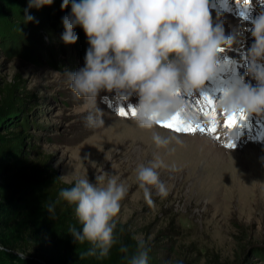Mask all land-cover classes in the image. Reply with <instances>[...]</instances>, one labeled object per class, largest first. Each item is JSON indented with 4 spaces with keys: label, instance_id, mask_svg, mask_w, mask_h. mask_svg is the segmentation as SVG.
Returning <instances> with one entry per match:
<instances>
[{
    "label": "rangeland",
    "instance_id": "obj_1",
    "mask_svg": "<svg viewBox=\"0 0 264 264\" xmlns=\"http://www.w3.org/2000/svg\"><path fill=\"white\" fill-rule=\"evenodd\" d=\"M25 9L28 0H0V91L15 85L24 105L22 114L6 120L0 134L5 139L12 137L10 133L22 135L25 158L45 160L56 180L65 177L61 183H74L80 177L96 183L105 175L124 182L128 191L118 224L134 240H145L149 264H264V135L229 148L211 132L175 134L157 126L154 132L173 138L167 148H157L153 131L140 128L133 116L103 106L114 99L106 92L97 99L103 125L87 127L88 108L73 95L64 75L65 70L84 67L89 48L85 34L67 45L61 39L62 22L56 23V34L49 35L38 24L43 7L28 11L34 18L29 23L24 21ZM209 12L213 25L222 23L225 34L234 38L225 50L237 64L242 58L248 62L254 42L252 23ZM247 68L242 71L243 85L256 87ZM204 98L199 101L202 121L222 123L226 116L216 105L215 119L204 115L208 111ZM184 100L190 105L188 98ZM157 156L166 165L159 172L168 195L162 198L153 189L149 205L136 168Z\"/></svg>",
    "mask_w": 264,
    "mask_h": 264
},
{
    "label": "clouds",
    "instance_id": "obj_2",
    "mask_svg": "<svg viewBox=\"0 0 264 264\" xmlns=\"http://www.w3.org/2000/svg\"><path fill=\"white\" fill-rule=\"evenodd\" d=\"M52 2L28 0L25 23L34 19L28 14L30 9ZM69 6L70 14L62 20L61 39L67 45L75 44L78 36L74 29L80 27L89 48L84 67L65 70L64 75L73 95L88 108L87 127L104 123L97 106L101 92L115 93L122 104L135 95L133 117L146 130L174 118L188 124L197 121V114L181 93L200 90L216 74L218 54L234 42L222 23L213 25L208 0H63L61 8ZM250 31L254 42L246 56L247 71L257 86L243 85L223 92L215 105L229 116H264V13L252 21ZM152 139L157 148H167L173 138L154 132ZM164 167L165 162L157 156L136 168V179L149 205L153 204V189L162 198L168 195L159 172ZM59 181L64 182L65 177ZM127 191L126 184L115 176H100L96 183L80 177L74 186L61 188L57 201H49L46 207L53 217L60 202L72 208L79 227L70 225L68 232L77 244L89 245L80 258L102 259L120 243L118 217ZM119 251L126 254V264H149L150 250L142 238L137 239L131 254L123 244Z\"/></svg>",
    "mask_w": 264,
    "mask_h": 264
},
{
    "label": "trees",
    "instance_id": "obj_3",
    "mask_svg": "<svg viewBox=\"0 0 264 264\" xmlns=\"http://www.w3.org/2000/svg\"><path fill=\"white\" fill-rule=\"evenodd\" d=\"M62 3L63 0H53L51 5L43 6L38 24L44 33L56 34V23L70 14V6L62 9ZM74 32L80 40L82 33L85 34L80 27ZM21 103L15 85L1 89L0 128L6 125L9 117L22 114L24 105ZM9 135L12 137L5 139V134H0V246L4 249L0 252V264H126V254L119 248L123 244L131 254L136 240L120 224V243L110 250L108 257L80 258L89 245L87 242L77 244L68 232L70 225L79 227L73 209L60 202L53 217L46 207L49 201H57L61 188L74 186V183L56 180L45 160L25 158L22 135ZM256 254L259 256V252Z\"/></svg>",
    "mask_w": 264,
    "mask_h": 264
},
{
    "label": "snow or ice",
    "instance_id": "obj_4",
    "mask_svg": "<svg viewBox=\"0 0 264 264\" xmlns=\"http://www.w3.org/2000/svg\"><path fill=\"white\" fill-rule=\"evenodd\" d=\"M204 101L206 102L205 107L208 109V111L204 112V115L210 116L212 119H215V109L213 107V101L207 97L204 98ZM130 111L132 112V115L134 116L135 115L134 110L131 109ZM118 114L121 116H126L127 112L125 110L121 109ZM239 118L243 119L244 117L241 116ZM237 120H238V117L235 114L232 116H228L224 122V128H227V129L233 128V126L237 124ZM161 126L168 128V129H172L176 132L191 133V132L195 131V128L193 125H191V124L185 125V123L183 121H181L179 118H174L173 120H171L167 123H164ZM211 131H216V129L213 128V129H211ZM228 147L231 148V147H233V145L232 144L228 145Z\"/></svg>",
    "mask_w": 264,
    "mask_h": 264
},
{
    "label": "bare ground",
    "instance_id": "obj_5",
    "mask_svg": "<svg viewBox=\"0 0 264 264\" xmlns=\"http://www.w3.org/2000/svg\"><path fill=\"white\" fill-rule=\"evenodd\" d=\"M244 85H245V82H244ZM242 86H243V83H242ZM242 86H241V87H242ZM239 114L241 115L242 113H239ZM243 115H244V114H243ZM253 116H257V115L253 114ZM152 131L154 132V130H153V129H152V130H150V132H152ZM153 132H152V133H153ZM202 139H203V138H202ZM204 139H206V140H204ZM204 139H203V140H204L206 143H210V141H209V140H207V138H204Z\"/></svg>",
    "mask_w": 264,
    "mask_h": 264
}]
</instances>
